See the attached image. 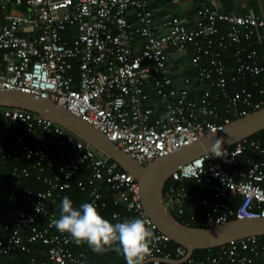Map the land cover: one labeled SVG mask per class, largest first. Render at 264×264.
<instances>
[{"label": "built area", "instance_id": "1", "mask_svg": "<svg viewBox=\"0 0 264 264\" xmlns=\"http://www.w3.org/2000/svg\"><path fill=\"white\" fill-rule=\"evenodd\" d=\"M150 3L0 0V85L64 105L142 164L264 106V85L259 84L264 72V9L223 11L217 0H198L193 21L171 13L157 22ZM12 7L19 11H10ZM66 28L68 39L63 35ZM171 50L188 52L185 66L193 74L173 75ZM227 52L231 63L225 60ZM0 119L22 128L33 141L18 135L7 151L0 147L2 157L27 160L13 167L12 176L27 177L34 169L45 184L25 191L29 210L0 209V257L16 249L35 252L40 242L45 259L37 263L35 255L28 254L22 264H99L85 249L73 250L70 234L51 223L59 218L51 202L85 162L89 175L77 184L88 188V203L97 210L104 204L99 202L104 182L115 191L114 202L132 213L122 217L113 211L114 224L140 218L154 233L144 264H264V239L259 235L229 240L200 258L186 255V248L172 246V238L157 229L144 210L134 176L114 166L83 137L48 116L21 108L0 106ZM55 139L71 151L61 153L58 164L46 159L48 144ZM221 148L220 157L206 151L170 173L162 187L169 211L187 214L201 226L231 216H264V143L248 136ZM188 178L215 179L217 186L210 193L189 189ZM158 257L185 258L167 263ZM0 264L19 263L0 258Z\"/></svg>", "mask_w": 264, "mask_h": 264}, {"label": "water", "instance_id": "2", "mask_svg": "<svg viewBox=\"0 0 264 264\" xmlns=\"http://www.w3.org/2000/svg\"><path fill=\"white\" fill-rule=\"evenodd\" d=\"M0 106L15 107L48 116L83 137L99 154L112 160L114 166L130 172L138 183L143 208L156 228L186 248V255L195 249L211 248L229 240L250 235H264V216L234 217L208 226L187 224L177 219L162 201V187L179 165L196 155L211 151L218 139L221 147L264 129V106L232 119L216 130H210L188 144L142 164L120 148L102 131L56 101L36 93L0 85ZM183 258L158 257L159 261L179 263ZM147 260H143L144 264Z\"/></svg>", "mask_w": 264, "mask_h": 264}, {"label": "trees", "instance_id": "3", "mask_svg": "<svg viewBox=\"0 0 264 264\" xmlns=\"http://www.w3.org/2000/svg\"><path fill=\"white\" fill-rule=\"evenodd\" d=\"M198 4V0H197ZM150 6L152 7L151 3ZM197 7V5H196ZM66 28L63 32L64 38H69L67 34ZM264 55V51H262ZM228 55H226V62L231 63L232 57L230 55V52H227ZM194 70L189 69L184 74H193ZM259 84L264 85V72L259 75ZM0 128H2V132L0 134V147L2 151H7L9 149V143L10 141L15 138L18 135H22L24 139L29 142L33 143V141L29 138V136L25 135L24 130L20 127L18 128H12L8 125L7 122L0 119ZM250 137L257 139L264 143V129H261L254 134L250 135ZM49 148L47 151L46 159H52L54 160L55 164H58L60 162L59 155L61 153L71 152L68 147L62 146L59 143L58 139H55L48 144ZM96 149V148H94ZM97 150V149H96ZM255 158H258L259 154L253 155ZM111 162L112 160L109 159ZM27 163V160L21 159L17 156L11 155L9 157H2L0 155V209L12 207L14 209L17 208H23L29 210L31 208V205L29 202H26L24 200V194L27 189H31L33 191L37 189H43L45 187L44 182L41 178L36 177V171L34 169H31V174L27 177L21 176L19 179L15 180V177L12 176V169L14 166H22ZM118 169H122L119 166H116ZM51 170L50 168H46V172L49 173ZM89 175V168L87 164L81 163L79 166V169L76 173V175L71 179L70 186L64 190H62L58 197L55 198L54 201L51 202V209L55 211L56 214L60 215V206L62 198L67 196L73 203L74 208H79V206L83 203L89 202V195H88V188L87 187H81L77 184L78 180L85 181L86 178ZM185 185L189 189H194L197 191H203L206 193H210L216 186L217 182L215 179H212L210 181H205L204 179L200 181H196L194 179L188 178L185 180ZM14 187L13 190H11V187ZM107 185L104 182H101V194L102 196L99 199V202H104L102 206L98 209L99 214L104 218L110 221L114 224V219L112 218V212L113 211H119L122 217H129L132 215V213L125 211L122 207V205L117 204L114 202L115 197V191L112 189H108L106 187ZM190 209V206L188 204L185 205V210L188 211ZM173 215L179 219L182 222H185L187 224L196 225L199 226V221H193L189 219L187 214L185 217L183 215H178L176 212H172ZM231 218H234V216H231ZM40 225L44 224V217H40L39 222ZM4 236V232L0 228V238ZM260 239H264V235L258 236ZM178 243L173 241V245H177ZM71 248L73 250H80L85 249L88 253L89 258L93 261H97L99 264H126V260L122 254H117L115 251L111 250L110 248L103 252L102 254L94 253L91 248L88 246L86 242H82L80 244H77L74 242V240L70 244ZM118 245L113 244L111 247H116ZM43 248L44 245L40 242L36 244V250L35 252L30 251L29 253L16 249L14 251H11L7 254L2 255L1 261H12L17 262L19 264L24 263L25 258L28 254H33L36 257V262L40 263L45 259V256L43 255ZM218 246L211 247V248H199L195 249L192 253L194 257H203L209 252H216L218 250ZM172 256H174L173 251L171 253Z\"/></svg>", "mask_w": 264, "mask_h": 264}, {"label": "clouds", "instance_id": "4", "mask_svg": "<svg viewBox=\"0 0 264 264\" xmlns=\"http://www.w3.org/2000/svg\"><path fill=\"white\" fill-rule=\"evenodd\" d=\"M222 143V139L216 140L210 153L220 157ZM51 223L59 232L70 234L75 243L86 242L94 253L102 254L110 248L122 254L126 264H142L145 256L151 254L149 245L154 233L142 219H125L113 224L104 219L92 203L74 208L72 201L65 196L59 218H53ZM113 244L118 246L111 247Z\"/></svg>", "mask_w": 264, "mask_h": 264}, {"label": "crops", "instance_id": "5", "mask_svg": "<svg viewBox=\"0 0 264 264\" xmlns=\"http://www.w3.org/2000/svg\"><path fill=\"white\" fill-rule=\"evenodd\" d=\"M154 9V18L157 22L168 14H178L181 17L193 21L195 18V9L197 0H151ZM217 6L223 11L235 10L243 13L249 10L261 11L264 9V0H217ZM10 11L18 12L17 8H11ZM188 52L171 50L169 53L168 65L174 76L180 77L187 70Z\"/></svg>", "mask_w": 264, "mask_h": 264}]
</instances>
